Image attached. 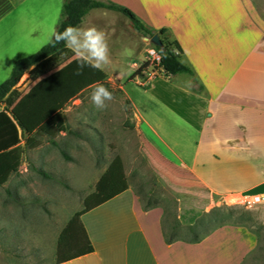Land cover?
Returning a JSON list of instances; mask_svg holds the SVG:
<instances>
[{
  "label": "rangeland",
  "instance_id": "1",
  "mask_svg": "<svg viewBox=\"0 0 264 264\" xmlns=\"http://www.w3.org/2000/svg\"><path fill=\"white\" fill-rule=\"evenodd\" d=\"M63 1L56 7L52 0H12L15 10L0 19V82L10 75L16 59L52 39L54 19L58 24ZM113 1L126 5L125 0ZM255 1L264 13V0ZM132 10L143 19L136 7ZM90 13L94 15L92 27L105 35L109 63L101 69L80 66L73 55L35 80L26 71L18 83L21 95L9 107L19 123L24 153L19 170L0 185V264H56L62 228L84 206L85 197L116 155L123 161L127 181L144 201L167 205L169 226H174L177 234L190 229L187 219L178 218L179 207L203 210L208 204L209 212L197 217L191 228L209 217L214 220L211 226L245 224L257 233L258 246L243 264H264V192H259L262 201L252 205L243 203L241 196L225 199L221 195L210 203L205 201V194L184 168L171 160L168 147L161 146L142 122L136 105L153 108L154 94L169 92L176 78L165 77L149 52L154 43L138 32L126 15L107 8H94ZM147 61L149 65L135 73ZM99 70V75L77 85ZM98 84L114 91L102 108L90 99ZM64 93L48 111L60 110L71 131H59L53 138L38 135L35 146L32 142L25 145L42 108ZM3 107L4 102L0 110Z\"/></svg>",
  "mask_w": 264,
  "mask_h": 264
},
{
  "label": "crops",
  "instance_id": "2",
  "mask_svg": "<svg viewBox=\"0 0 264 264\" xmlns=\"http://www.w3.org/2000/svg\"><path fill=\"white\" fill-rule=\"evenodd\" d=\"M123 3L136 7L147 25L166 27L193 70L165 76L176 82L154 94L153 108L136 103L142 122L205 201L264 192V13L256 1ZM91 10L82 28L92 27ZM207 205L179 207L178 218L190 224L179 235L169 226L167 205L147 203L128 181L125 190L81 215L93 250L56 264H243L258 246L257 233L238 222L211 226L212 217L191 228L209 212Z\"/></svg>",
  "mask_w": 264,
  "mask_h": 264
},
{
  "label": "trees",
  "instance_id": "3",
  "mask_svg": "<svg viewBox=\"0 0 264 264\" xmlns=\"http://www.w3.org/2000/svg\"><path fill=\"white\" fill-rule=\"evenodd\" d=\"M12 6V0H0V18L9 12ZM94 8H107L123 13L143 36L151 37L156 32L160 33L162 47L154 45L160 54L158 64L165 76L177 73H193L192 68L181 61L182 48L177 40L168 38L166 27L155 29L147 25L130 7L112 0H64L61 9V19L57 25L56 32L63 31L68 25L78 26L85 15ZM73 55V52L64 46L63 41L57 43L51 39L35 52L16 59L12 65L10 75L0 82V103L4 102V107L0 110V185L5 183L11 174L19 170L24 153V146L20 143L21 131L19 123L9 113V107L21 95L18 85L19 81L26 71L29 73V78L35 80L52 71ZM148 65V61L144 62L135 73L139 72V70H144ZM100 72L99 70L97 74L80 81L77 85L90 81L93 77L99 75ZM105 88L111 93L114 92L108 86ZM120 90L119 88L118 91ZM65 93L55 99L48 107L42 108L39 117L37 116L38 119L36 121L33 120L35 121L33 124L35 128L29 131L25 145H29L32 142L30 145L35 146L38 143L36 138L38 135L46 134L53 138L59 131H71L65 123L60 110L52 109L48 111L56 105ZM52 142L56 144L54 140ZM60 150L64 156L68 157L64 149ZM36 170L45 176L47 175L43 169L36 168ZM127 187L128 181L123 161L119 155H116L97 180L94 190L85 197L84 206L80 210L75 211L62 228L57 242L56 263L93 250V245L82 222L81 215L119 194ZM189 211L191 210L189 209ZM191 212H194V210Z\"/></svg>",
  "mask_w": 264,
  "mask_h": 264
},
{
  "label": "clouds",
  "instance_id": "4",
  "mask_svg": "<svg viewBox=\"0 0 264 264\" xmlns=\"http://www.w3.org/2000/svg\"><path fill=\"white\" fill-rule=\"evenodd\" d=\"M54 42H64L77 57L78 65L101 69L109 63V49L102 31L95 27L82 28L68 25L63 31L53 32ZM112 93L103 85H97L91 92L90 99L97 108L104 107Z\"/></svg>",
  "mask_w": 264,
  "mask_h": 264
},
{
  "label": "built area",
  "instance_id": "5",
  "mask_svg": "<svg viewBox=\"0 0 264 264\" xmlns=\"http://www.w3.org/2000/svg\"><path fill=\"white\" fill-rule=\"evenodd\" d=\"M150 54L153 59H156L158 62L160 60V54L155 48L150 49ZM263 195L260 193H254V194H247L243 197L242 202L246 203L247 205H252L253 203H257L262 201Z\"/></svg>",
  "mask_w": 264,
  "mask_h": 264
},
{
  "label": "water",
  "instance_id": "6",
  "mask_svg": "<svg viewBox=\"0 0 264 264\" xmlns=\"http://www.w3.org/2000/svg\"><path fill=\"white\" fill-rule=\"evenodd\" d=\"M146 37V36H145ZM147 38V37H146ZM150 41L152 43H154L155 45H158L160 47H162V41L160 38V33L156 32L154 35H152L150 38Z\"/></svg>",
  "mask_w": 264,
  "mask_h": 264
},
{
  "label": "bare ground",
  "instance_id": "7",
  "mask_svg": "<svg viewBox=\"0 0 264 264\" xmlns=\"http://www.w3.org/2000/svg\"><path fill=\"white\" fill-rule=\"evenodd\" d=\"M245 195H242V197H244Z\"/></svg>",
  "mask_w": 264,
  "mask_h": 264
}]
</instances>
